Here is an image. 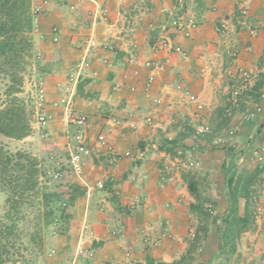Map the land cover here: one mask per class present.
<instances>
[{"label": "crops", "instance_id": "1", "mask_svg": "<svg viewBox=\"0 0 264 264\" xmlns=\"http://www.w3.org/2000/svg\"><path fill=\"white\" fill-rule=\"evenodd\" d=\"M39 1L42 0H34ZM245 1L249 4L248 17L239 20L233 13L228 18L227 33L221 34L217 30L218 21L224 14L222 10L233 12V0H188V6L182 9L176 5V0H48L45 11L37 17L39 28L34 32V41L38 60L31 69L34 74L31 85L39 78L45 80V111L53 115L42 135L45 146L49 144L58 157L59 143H64L70 156L75 140L65 132L70 131V127L76 131L77 126L68 120L63 107L53 103L71 94L74 107L88 114L89 139L96 133L89 142L94 143L97 135L104 132V117L112 111L110 113L116 116L111 117L110 123L124 126L108 134L114 150L119 153L129 149L137 151L140 145L146 151L149 149L143 159L122 156L116 163L109 161L105 167L90 161L91 156L87 157L82 174L74 176L75 183L83 187L85 193L68 209L75 216L71 228L75 233L72 239L64 238L57 247L56 264H146L148 256L171 262L190 248L192 225L199 234L200 246L210 253L204 259L219 254L216 227L209 228L208 232L202 230L206 223L190 205L196 203L198 195L214 203L217 217L228 208V197L222 185L226 151L212 147V137L235 127L241 148L246 149L249 141L250 151L264 144V86L258 99H248L239 107L233 106L228 101L229 96L226 97V91H232L236 85L233 81L239 80L235 77L237 72L233 71L235 66L258 76L264 72V0ZM70 4L75 8H70ZM217 4L218 10L214 8ZM163 7H168L169 13L161 12ZM103 9H107L106 14ZM176 16L198 23L190 36H184L172 26ZM250 25L257 28L255 35H250ZM54 26L60 29L57 42L53 40ZM91 38L97 41V46L88 52L87 42ZM163 38L180 45L186 55L161 47ZM229 46L236 50V55L228 54ZM86 58L89 64L82 68ZM130 58L131 63L127 62ZM106 59L108 64L104 63ZM149 59L168 61L150 86V70L144 65ZM228 69L233 76L223 75L222 71L228 72ZM67 85L74 93L65 90ZM177 85L197 93L205 105L203 116L214 118L215 126L207 137H180L185 133V125L180 122L177 125L176 115L170 112L181 108L186 114L195 106L189 107L187 97L177 91ZM155 97H162L163 103L154 104ZM185 102L188 105H184ZM149 105L155 106L157 119L165 120V124L175 122L166 127L157 123L167 131L163 137L181 138L182 146L198 149L197 171L186 176L168 170L173 163L172 156L158 149L160 142L151 143L157 134L155 128L150 129L154 125L140 120L138 115L146 114ZM258 106L262 108L260 114L253 115L250 121H241L239 117L250 110L256 111ZM186 118L189 122L193 120ZM113 119H121L122 123L114 124ZM127 121L136 122L138 129L131 128ZM38 126L33 123L32 130L40 128ZM133 136L140 140L133 141ZM31 139L30 134L23 140ZM255 168L256 164L250 163V170ZM259 179L256 191L264 202L263 173ZM190 180L197 187L195 193L188 187ZM99 182L104 186L100 187ZM255 215L254 229L242 236L250 250V264H264V213ZM206 225L212 226L208 222ZM116 230L119 232L114 235ZM79 243L89 252L76 258ZM201 256L199 260H203Z\"/></svg>", "mask_w": 264, "mask_h": 264}, {"label": "trees", "instance_id": "2", "mask_svg": "<svg viewBox=\"0 0 264 264\" xmlns=\"http://www.w3.org/2000/svg\"><path fill=\"white\" fill-rule=\"evenodd\" d=\"M33 3L34 0H0V189L5 195L3 215L0 217V264H36L26 254H32L35 250L42 251L44 232L49 223L71 216L69 207L85 193L83 187L77 184H73L66 194L48 188L41 181L45 172L40 160L25 150H9L1 139L8 137L23 140L32 132L34 97L26 98L22 93L25 77L36 62V16L32 9ZM263 86L264 72L257 75L250 89L242 93V103L248 99H258ZM79 90L81 92V88ZM184 128L185 133L180 137H197L191 127L186 125ZM180 139L163 138L158 149L176 156L178 148H187L179 144ZM249 145L241 150L232 146L223 147L226 161L222 164L225 173L222 185L228 197V208L221 217L213 219L220 239L219 254L197 260L195 254L201 243L196 230L186 254L171 262L148 256L146 264L230 262L231 255L237 249V240L246 231L254 229L256 220V201L253 195L263 169L257 167L247 173L246 170L240 171L241 165L238 162L239 157L250 148ZM188 187L191 192H197L193 180L188 182ZM196 200L190 208L202 218V214H208L206 206L209 202L198 195ZM206 224L202 230L208 232Z\"/></svg>", "mask_w": 264, "mask_h": 264}, {"label": "built area", "instance_id": "3", "mask_svg": "<svg viewBox=\"0 0 264 264\" xmlns=\"http://www.w3.org/2000/svg\"><path fill=\"white\" fill-rule=\"evenodd\" d=\"M65 2H70L71 0H62ZM176 5H179L183 7L186 3L187 0H176ZM48 5V0H42L39 2H34L33 3V12L36 16L35 18V27H34V32L38 31L39 28V23H38V18L41 13H43ZM70 8L74 9L75 6L74 4H70ZM161 12L163 13H169V8L168 7H163L161 9ZM242 13L246 14L247 10L242 9ZM107 13V9H103V14ZM172 26L178 31L181 32L184 36L188 37L190 36L191 30L197 27V22L194 20H186L182 16H179L175 18L172 21ZM217 30L219 33L224 34L228 30V20L227 19H221L218 23ZM52 33H53V40L55 42L59 41V33L60 29L57 26H54L52 28ZM251 34H255V30L251 29L250 30ZM161 47H166L169 49H174L175 51L186 55L185 51L180 45L174 44L169 38H163L160 41L159 44ZM97 46V41L94 38H91L87 42V47H88V52L91 51V49L95 48ZM228 53L231 55H236V50L235 49H229ZM133 61L132 58L128 59L127 62L131 63ZM167 60H156V59H149L144 62V65L150 70V74L148 76V85L150 86L154 80L155 76L158 72L162 71L165 69ZM105 64H108V60H104ZM88 59L86 58L83 63H82V68L87 66ZM97 72H94V75L97 76ZM236 78L240 80L242 83L241 85H248L252 83V78L251 76L248 75L246 71H240L238 73ZM71 79H74V76H71ZM34 108L36 110L35 112V118L37 119V123L41 128H45L49 122L53 119V115L51 113H48L45 111V106H46V85H45V80L42 78L37 79L34 84ZM135 87L132 86V89ZM177 88L180 89L181 85H177ZM65 90L70 93H74V89L71 88L70 86H65ZM246 90V88H243V86L237 85L234 86L231 95H230V102L233 106L239 107L242 103V93ZM188 98L190 99L191 102H193L196 106V111L200 112L204 109V103L202 100L199 98L198 95L192 94L191 92H187ZM153 102L156 105H161L163 103L162 97H155L153 98ZM54 106L58 107L61 106L65 110V114L67 115V118L70 122L74 123L77 126V130L74 135V140L75 144L71 146L70 149V156H69V164L70 167L72 168L73 172L75 174H82L83 169H84V164L86 162L87 157L92 155L93 148H96L98 150H103V153L107 155H113L118 158L122 156L126 157H131L133 159H143L146 156V149H139L137 151L133 150H126L123 153H119L114 150L113 146L109 143V141L106 138V135L104 132H100L94 143L92 144L94 147H90V143L88 141V133H87V128H88V123H89V117L88 114L85 112L78 111L73 104L71 94L64 95L62 96L59 100L55 101L53 103ZM256 111H250L246 114L247 119H250L253 115L255 114H260L262 112L261 106H258L256 108ZM145 119L143 120L145 123L152 125L153 124V119L151 116H146L144 117ZM129 126L131 128H136L137 123L134 121H127ZM201 124L196 128L195 134L197 137L204 136L205 134H209L212 132V127L208 122H206L205 119L201 120ZM114 124H121L122 120L121 119H113ZM238 132L235 127L229 128V130L223 134V135H215L212 137L210 144L212 147L215 148H223L224 146H232L234 148L238 147V140H236V136ZM249 145V144H248ZM250 146V145H249ZM243 149V148H241ZM240 149V150H241ZM100 150V151H101ZM177 155L173 156L174 158L172 159L171 165L169 166L172 168L173 166H179L183 165L185 166L188 170L198 168L200 166V160L199 157L197 156V151L195 147L191 148H185V147H180L177 150ZM240 165H245V164H250V163H255L257 167L262 168V173L264 174V144L256 145L252 148V150L245 153H243L238 160ZM169 168V169H170ZM58 176V174H56ZM98 185L100 187L104 186L103 182H99ZM255 201H256V207H255V213L257 215H261L264 213V202L259 199V193L256 191L253 195ZM207 210L210 212H213V205L209 204L207 205ZM193 231V230H192ZM118 230L114 232V235L118 234ZM194 233L191 234L193 236ZM54 254L55 250L52 251ZM87 249H85L82 245V243H79L75 249V257L78 258L81 255L85 254ZM91 252V250H90ZM75 260V258H74ZM74 264V263H72Z\"/></svg>", "mask_w": 264, "mask_h": 264}, {"label": "rangeland", "instance_id": "4", "mask_svg": "<svg viewBox=\"0 0 264 264\" xmlns=\"http://www.w3.org/2000/svg\"><path fill=\"white\" fill-rule=\"evenodd\" d=\"M233 1H234L233 3H235V5L233 4V8H232L233 12H226L225 10H222L223 11L222 13H224V14L221 13L222 14L221 15L222 18H220V19H224L225 18V19L229 20L228 18L230 16H233V13L236 14V16L239 18V20H243L246 17H248V15H249V6H248L249 4H248V2L245 1V0H233ZM187 3H188V0H187ZM187 3L183 7H181L179 5H177V6L180 9H182V8H184L187 5ZM218 6H219L218 4L214 5V8L216 10H218ZM242 9L247 10V13L246 14L242 13L241 12ZM220 19H219V21H220ZM197 26H198V23H197ZM217 26H218V24H217ZM228 29H229V21H228ZM251 29H254L255 30V34H256V32H257L256 29L257 28L250 25L249 33H250ZM226 33H224V34H226ZM255 34H251L250 33V35H255ZM38 45L39 44L37 42V46ZM229 49L231 50L232 47L229 46L226 51L228 52ZM35 54H36V60H38V53L36 52V45H35ZM229 55H231V54H229ZM231 56H233V55H231ZM42 58H43V56L41 54V57L39 59L41 60ZM262 62H263V60H262ZM36 63H37V61L35 62L34 65H36ZM237 67L235 66V70H233V71L237 72L235 77H237V75H239L238 73L240 71H246L248 73V75L251 76L252 83H253V81L255 80L257 75H255L254 73L250 72L249 70H246V69L244 70V68H240L239 66H237ZM31 71L32 70H30V72H28L26 77H25V84H24V89H23V93H22V95L25 96L26 98L29 97V96L30 97L31 96L34 97V90H33L34 86L31 85V82H32V80L34 78L33 77L34 74ZM222 72H223V75L226 76V77H228L227 75H229V73L233 76V72H229V69H228V72L227 71H222ZM206 73H207V71H206ZM224 76L222 78H225ZM233 82L236 84L235 86L240 85V86H243V88H246V91L249 90L251 85H252V84L250 85V83L248 85H246V86L241 85L242 83L240 82V80L237 81L236 79ZM176 89H177V91H180L184 95V97H187V101H188V103L190 105L189 107H191V105L196 106L188 98L187 92H190L188 89L184 88L183 86H181L180 89H178L176 87ZM230 90H231V88H230ZM191 93L195 94V95H198L197 93H193V92H191ZM226 95H227L226 97L229 96L228 97V101H230L231 91L227 90L226 91ZM199 98L201 99L200 96H199ZM32 105H34V103ZM184 105H188V104L185 102ZM204 107H205V105H204ZM166 109H168V108H166ZM189 111L187 110V113L185 114L184 110L180 108L178 111L173 112V113L170 112V113L173 114V115H176L175 119L178 121L177 125H179V122H180V124L185 125V126L187 125V127L189 126L195 131H196V128L202 123L201 122L202 119H205L206 122H208L211 127L215 126L214 118H212V117L209 118L205 114L203 116V112H202L203 110L200 111V112L199 111L197 112L196 108L194 110L191 108V109H189ZM35 112H36V110L34 109V115H33V118H32V126H33V123H37V119L35 118ZM110 112H112V111H108L107 112V116L104 117V119H105L104 120V127H105L104 128V134L106 135V138L108 137L107 140L109 142H110V140H109L108 134L110 135L112 130H119V128L121 129L122 127H124V126H113L110 123L111 117H115L116 116V114H114V113L112 114ZM138 115H139L140 120H144L145 119L144 116L145 117L146 116H151L152 119H153V124L152 125H154V126L150 127V129L151 128H155L154 131L157 134H156V139L155 138L152 139L151 143H156L157 144V143L161 142L163 140V138H165V137H163V135L165 134V132H167L165 130H162L163 128L157 126V123H159L160 125L164 124V127H166L168 125H170V126L171 125H175V122H173L171 124H170V122H169V124H165V120L157 119V117L155 116V106L154 105H149L147 107V113L146 114L143 115V114L139 113ZM187 116L190 117V118L192 117V119H193L192 122H189V119L186 118ZM239 118L241 119V121L242 120L243 121L244 120H249L250 121V119H247L246 115H243V116H241ZM38 127H40V126H38ZM89 127H90V122L88 123V128H87L88 129L87 130L88 136L90 135L89 134ZM136 128L138 129V126ZM38 129L32 130L31 137L33 139H31V140H16V139L8 138V137H1V139H2V141L4 143V145L6 146V148H8L11 151H16V150L20 149V150L28 151V152L32 153L33 155H35L40 160L42 168H43V171L45 172L43 178H41V181L44 183V185L47 186L50 189H56L58 191L65 192V194H66L68 192V190L72 187V185L76 184L75 183V178H74V176L76 174L72 171V168L69 166L70 164H69V157H68V153H67L68 151L64 147L65 144L64 143H59L60 144V147H59L60 148V152L58 153V157L54 156L55 155V151H51L49 144L45 146V141L42 138L43 137L42 135H44L46 133L45 132V128H41L40 127ZM139 129H140V127H139ZM69 130L70 131L65 132L66 135L67 136L71 135V137L74 136L75 132H76V131H74V128L70 127ZM138 131H140V130H138ZM95 135H96V133L94 135H92V137L95 138ZM206 135L207 134H205L203 137H207ZM89 138H91V136L88 137V139ZM94 138H92L91 140H94ZM131 139L133 141H135L136 139L140 140V138H137L136 136L131 137ZM89 143H90V147L93 148L94 147L92 145L93 141H92V143L91 142H89ZM110 143L113 144L112 142H110ZM158 147H159V145H158ZM138 148L145 149V148L141 147V145L138 146ZM218 149H222V148H218ZM237 149H241V146L239 144H238ZM50 151H51V154L49 153ZM148 151H149V149H148ZM148 151H146V152H148ZM196 151L198 152V149ZM52 153H54V154H52ZM103 154H104L103 150L98 152L96 150V148H93V152H92V155L89 158V160L93 161V163L99 164L101 167H105L106 164H109V161H111V163H113V162L116 163L117 162L116 160L119 159L118 157L113 156V155L109 156V155H106V154L103 155ZM173 158L174 157L172 156V159ZM239 169H240V171L246 170L247 173H250V171H252V170H250V164H245V166H240ZM168 170H170V172L174 171V172H178L180 174L182 173V174H184L186 176H187V174L189 172L197 171L196 168L188 170L182 164L179 165V166H173L172 168H170ZM56 174H58V176H56ZM165 177L166 176H164L163 178L165 179ZM70 181L71 182L74 181V182L71 183ZM164 181L165 180H163L162 182H164ZM217 184H219V183H217ZM213 187H215V186H213ZM210 188L211 187L208 186V189H210ZM204 199L207 201L206 198H204ZM4 201H5V195L2 192V190L0 189V217L3 215ZM210 203L212 204V201L209 202L208 204H210ZM69 214L71 216H69V217L67 216L65 218H61L55 223L54 222H52V223L50 222L49 223L47 230L44 232V242H43L42 251L41 250H35L34 252H32V254H26L28 259H34V261H36V264H56L54 262V260H56L55 256L59 253V252H57L58 251L57 247H59L61 245V242L63 243L64 238H66L67 240L68 239H72L73 234L75 233L74 229H71L73 227V224H74V222L72 224V220L74 221L75 216L70 211H69ZM214 217H216V212H215V207L214 206H213V212L208 211V214H205V215L202 214L203 220L205 219L208 222V224L210 223L212 226H209V228H212V229H214L216 227L214 222H213ZM190 229L191 230H189V233H190V236H191L192 233H195L196 229H195V227H193V225L191 226ZM243 237H244V235L241 237L242 239L239 241V246L237 247V249L239 248V251L237 250L235 253H233L231 255L230 262L228 264H250V250L248 249V246L245 244V238H243ZM202 248L203 247L201 246L200 249L198 250L197 254H195V257H197V260H199L201 255H202L201 258L203 260H204L205 257H208V255H210V253L208 252V249H207V251H205V248H203V250H202ZM53 250H55L54 254H52ZM201 250H202V252H201ZM212 256L215 257L216 255H212ZM213 264H216V262H213Z\"/></svg>", "mask_w": 264, "mask_h": 264}, {"label": "clouds", "instance_id": "5", "mask_svg": "<svg viewBox=\"0 0 264 264\" xmlns=\"http://www.w3.org/2000/svg\"><path fill=\"white\" fill-rule=\"evenodd\" d=\"M238 133V132H237ZM223 149V148H222Z\"/></svg>", "mask_w": 264, "mask_h": 264}]
</instances>
